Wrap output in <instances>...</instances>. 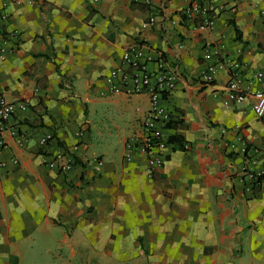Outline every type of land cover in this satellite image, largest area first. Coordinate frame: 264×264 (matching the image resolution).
I'll use <instances>...</instances> for the list:
<instances>
[{
	"label": "crops",
	"instance_id": "obj_1",
	"mask_svg": "<svg viewBox=\"0 0 264 264\" xmlns=\"http://www.w3.org/2000/svg\"><path fill=\"white\" fill-rule=\"evenodd\" d=\"M193 4L211 8V27L187 15ZM0 8L1 30L17 34L0 54V96L26 105L1 133L0 264H27L30 253H67L65 264H264V187L248 193L243 179L253 149L264 148V115L251 107V92L264 88V0H0ZM135 44L177 72L162 98L171 115L162 132L189 146L169 142L152 176L139 151L124 158L148 94H110L104 81ZM216 59L242 62L241 102L224 104L225 66L201 80ZM58 151L72 153L69 171L44 164ZM78 253L85 260L74 261Z\"/></svg>",
	"mask_w": 264,
	"mask_h": 264
},
{
	"label": "built area",
	"instance_id": "obj_2",
	"mask_svg": "<svg viewBox=\"0 0 264 264\" xmlns=\"http://www.w3.org/2000/svg\"><path fill=\"white\" fill-rule=\"evenodd\" d=\"M211 8L207 4H193L187 11V15H198L200 22L197 24L199 29L211 27L214 23V17ZM7 13L0 8V21H6ZM152 20V19H151ZM17 36L14 33H4L0 28V54H5L9 49L8 45L12 37ZM143 47L135 44L126 48L121 56L122 64L110 69L104 76L107 85V92L110 94L123 92L134 94L146 92L148 94L150 107L142 123L141 132L132 140L127 141L124 149V158L131 159L134 150L139 151L145 157V169L148 176L163 167L165 162V151L169 146L162 130L167 123L171 121V115L168 109L162 104V98L166 93L173 90L177 84L178 74L173 69L165 65L162 57L152 58L149 53L143 52ZM208 52L204 53V58L208 59ZM151 62L155 65L154 70H148L146 64ZM226 67L229 71V79L226 83V95L224 104L229 105L235 102H241L244 98V91L240 72L242 62L240 60L221 61L216 59L209 63L201 75L204 83H211L217 69ZM263 73L257 71L253 80L261 83ZM254 102L252 111L257 117L264 115V88L251 92ZM26 105L22 102H10L0 96V149L3 147L1 133L5 129L8 118L17 110H25ZM16 135L19 143H22V137ZM50 135L41 137L40 144L46 145ZM188 144L184 143L182 149H188ZM253 155L246 160L247 164L243 169V179L246 181L244 190L248 193H255L264 187V148H254ZM12 162L17 163L16 159ZM100 163V162H98ZM44 164L49 168L59 172L69 171L74 165V158L71 152L58 151L52 155ZM259 164L255 169L254 165Z\"/></svg>",
	"mask_w": 264,
	"mask_h": 264
},
{
	"label": "rangeland",
	"instance_id": "obj_3",
	"mask_svg": "<svg viewBox=\"0 0 264 264\" xmlns=\"http://www.w3.org/2000/svg\"><path fill=\"white\" fill-rule=\"evenodd\" d=\"M38 254V255H37ZM42 255V253H41ZM65 255H67V253H63V257L62 255H60V253H49L47 254V258L41 259L40 258V254L39 253H30L27 258H26V263L27 264H58V263H62L65 264L68 260V258H65ZM85 253H78V256H76V259H74V261H83L85 260ZM49 257V258H48ZM81 257V259H80ZM73 262V259H72ZM103 262L102 260H100V263ZM88 264H99L95 259L93 260H89ZM107 264V263H105Z\"/></svg>",
	"mask_w": 264,
	"mask_h": 264
},
{
	"label": "trees",
	"instance_id": "obj_4",
	"mask_svg": "<svg viewBox=\"0 0 264 264\" xmlns=\"http://www.w3.org/2000/svg\"><path fill=\"white\" fill-rule=\"evenodd\" d=\"M195 22H196V24H199V22H200V17L199 16L197 18H195ZM237 36H238V31H237ZM261 49L264 51V46H261ZM170 122L171 121H169L166 126H169ZM172 141L179 142L180 148L183 147L184 142L180 141L178 138L170 137L169 140H167L168 143L172 142Z\"/></svg>",
	"mask_w": 264,
	"mask_h": 264
}]
</instances>
